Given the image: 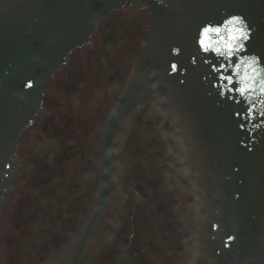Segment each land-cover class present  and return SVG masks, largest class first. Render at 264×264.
<instances>
[{
  "label": "water",
  "instance_id": "1",
  "mask_svg": "<svg viewBox=\"0 0 264 264\" xmlns=\"http://www.w3.org/2000/svg\"><path fill=\"white\" fill-rule=\"evenodd\" d=\"M126 2L150 8L148 36L106 128L96 215L64 264L86 263L110 237L105 230L89 241L114 203L113 137L146 102L180 124L199 191L197 264H264V97L239 94L234 69L242 53L218 58L200 45L205 28H223L239 15L248 31L243 53L264 57V0H0V211L14 179L19 136L34 121L48 78L89 42L104 15Z\"/></svg>",
  "mask_w": 264,
  "mask_h": 264
},
{
  "label": "flooded vegetation",
  "instance_id": "2",
  "mask_svg": "<svg viewBox=\"0 0 264 264\" xmlns=\"http://www.w3.org/2000/svg\"><path fill=\"white\" fill-rule=\"evenodd\" d=\"M149 19L148 9L129 3L110 12L49 80L43 107L19 141V173L2 214L11 252L15 246L23 257L32 249L30 259L42 264L57 248L74 245L87 226L100 191L106 122L130 80ZM115 147L123 217L88 264H193L195 182L172 118L146 104L121 126Z\"/></svg>",
  "mask_w": 264,
  "mask_h": 264
},
{
  "label": "clouds",
  "instance_id": "3",
  "mask_svg": "<svg viewBox=\"0 0 264 264\" xmlns=\"http://www.w3.org/2000/svg\"><path fill=\"white\" fill-rule=\"evenodd\" d=\"M245 33H247V38L244 37ZM247 40V22L242 16L236 15L228 19L223 28H205L200 45L204 52L214 53L218 58L232 59L237 53H242V58L234 69L235 76L239 78V90L244 88V95L259 91L264 97V72L255 71L256 67L264 66V57L253 53H243V46ZM249 60L255 61V65L248 63ZM237 68L240 70L236 71ZM228 71H233V69H228ZM222 79L233 82L231 75H225Z\"/></svg>",
  "mask_w": 264,
  "mask_h": 264
},
{
  "label": "rangeland",
  "instance_id": "4",
  "mask_svg": "<svg viewBox=\"0 0 264 264\" xmlns=\"http://www.w3.org/2000/svg\"><path fill=\"white\" fill-rule=\"evenodd\" d=\"M175 126H176V124H175ZM175 150V149H174ZM173 150V154L174 153H176V151H174ZM196 207H197V205L195 206V209H196ZM197 213V212H196ZM196 217H197V215H196ZM196 219V218H195ZM2 241V240H1ZM14 243H15V241H13ZM191 244V243H190ZM5 246H6V244L5 243H3L2 242V244H0V260H1V262H0V264H11V258L9 257V259L8 260H6V258H5V255H6V252H8V250H5ZM32 246H33V243H30V248H32ZM36 244H34V247H33V249H36ZM18 247H20L21 248V245H18ZM196 247V246H195ZM191 248V247H190ZM20 250L21 249H18L17 247H16V251H15V256L17 255V256H20L21 257V259H19V263H16V257L13 259V264H26L27 263V261L25 260V257H22V255H21V253H20Z\"/></svg>",
  "mask_w": 264,
  "mask_h": 264
},
{
  "label": "snow or ice",
  "instance_id": "5",
  "mask_svg": "<svg viewBox=\"0 0 264 264\" xmlns=\"http://www.w3.org/2000/svg\"><path fill=\"white\" fill-rule=\"evenodd\" d=\"M244 37L247 38V33L244 34ZM248 63H252V62L250 61V62H248ZM176 67H177L176 65H172V69H173V71L176 70ZM239 70H240L239 68L236 69V71H239ZM226 81L230 83V80H226ZM31 86H32V85H31L30 83L27 85V87H31ZM239 91H240V95H244V88H241ZM249 115H250V117L254 118L255 113L252 112V113H250ZM230 239H231V238H230Z\"/></svg>",
  "mask_w": 264,
  "mask_h": 264
}]
</instances>
